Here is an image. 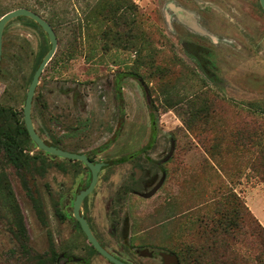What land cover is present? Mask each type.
Listing matches in <instances>:
<instances>
[{"label": "rangeland", "instance_id": "obj_1", "mask_svg": "<svg viewBox=\"0 0 264 264\" xmlns=\"http://www.w3.org/2000/svg\"><path fill=\"white\" fill-rule=\"evenodd\" d=\"M94 1L71 0L69 9L74 16L82 14ZM132 1L150 37L154 64L160 65L161 72L154 73L149 66L138 65L135 52L103 51V42L90 50L88 43L71 41L57 29V53L42 74L32 117L39 133L46 128L70 151L89 154L97 162L124 160L99 174V182L86 205L87 213L110 248L120 249L123 245L122 240L117 245L109 232L111 212L116 209L131 217L135 235L147 230L146 234L157 242L164 238L166 250L180 254L188 245L214 238L212 231L222 219L223 201L233 192L246 201L245 191L259 186L257 206L264 220L260 166L254 152L233 143L236 136L264 140V14L262 53H258V48L243 46L240 40L222 36L216 46L207 41L199 43L208 51L203 52L190 44L198 43L191 34L182 37L168 29L163 17L167 0ZM49 45L43 30L25 19L12 22L4 34L0 105L12 108L19 117L24 118L25 97L39 54ZM207 60L213 61V67ZM207 66L214 77L204 74L202 68ZM136 72L141 77L129 75ZM122 75L127 76L120 81ZM119 87L123 104L116 98ZM172 96L176 104L168 108ZM190 106H195L196 112L201 110V114L194 118ZM215 142L221 143L222 151L213 158L205 146ZM172 150L173 156L164 162ZM39 151L33 143L28 153L35 156ZM133 155L137 160L131 161ZM45 160L48 166L42 172L20 173L0 151L4 166L0 171L11 182L30 238L24 246L3 200L5 194H1L0 264H41L36 255L49 256L51 247L58 252L60 244L73 231L74 221L59 222L53 204L61 196L69 195L66 210L71 215L72 200L91 179L90 173L79 162L52 156H46ZM136 163L155 171L160 179L164 171L166 181L148 199L132 193L121 196L120 206L113 201L117 200V191L121 192L132 181ZM157 163L161 164L159 169ZM33 199L43 207L45 225ZM241 222L245 234L237 232L236 243H231L238 253L240 249L242 256L253 259L244 258V262L237 264H255L260 241L251 237L255 228L248 217L244 216ZM78 239L89 248L83 237ZM126 243L136 246L139 240L134 237ZM90 257L93 264H109L95 252Z\"/></svg>", "mask_w": 264, "mask_h": 264}, {"label": "trees", "instance_id": "obj_2", "mask_svg": "<svg viewBox=\"0 0 264 264\" xmlns=\"http://www.w3.org/2000/svg\"><path fill=\"white\" fill-rule=\"evenodd\" d=\"M70 5L71 0H0V20L5 14L13 10L27 8L45 18L52 25L54 30L60 29L64 32V35L71 41L81 43V45L88 43L90 50L94 48L97 49L98 42H103L101 48L103 51L118 49L135 52L137 54L136 62L138 65L149 66L154 73L159 74L161 72L160 65L155 66L154 64V56L150 52L152 45L149 40L150 37L146 35L143 24L137 17L138 7L134 1L95 0L93 3L87 5L82 14H77L75 16L72 15L69 9ZM20 19H25L31 25L39 28L34 21L28 18L22 17L17 20ZM49 48H43L42 52L39 54L31 75L30 83L43 57L49 51ZM129 75L141 77L138 72L130 73ZM175 104V99L173 98V101L168 102V108H173ZM194 108L195 106H190V112H192L195 118L199 116L202 111L197 109L196 112L193 110ZM19 116L20 115L12 108L0 105V151L3 152L6 161L20 173H28L35 170L42 172L48 166L45 157L51 155L43 151H39V155L35 156H31L28 153L33 141L27 131L24 118ZM189 127L193 129L191 124H189ZM43 132L46 134L48 133L49 137L46 139V142L49 145L62 148L63 142L58 137L53 136L51 131H46L45 128ZM233 143L236 146L240 144L244 150H248L250 153L254 152L256 163L260 166L259 172L261 181L264 183V140L254 139L252 136L240 139V137L236 136V140ZM220 144L219 142H215L211 146H205V151L213 158H216L222 151ZM39 161L41 163L37 166ZM0 168L4 169L1 161ZM3 193L5 194L3 200L7 203V207L12 215L13 226L20 234L23 245L26 246L30 238L23 213L16 200L8 176L3 171H0V197L1 194L4 196ZM33 202L37 214L40 217V221L45 225L46 222L44 221L45 219H43V207L41 203L36 199H33ZM241 206L242 210L240 208ZM222 207L224 209H222L220 213L222 219L217 222V226H215L212 231L214 238H205V241L197 245L193 244L186 246L180 254L178 253L180 263L237 264L239 261L244 262V258H252L251 256H242L240 249L238 253V250L235 249V244L231 243V241L236 243L238 233H240L241 236L245 234L242 232L246 228L242 223L243 221L240 223V220L246 216L249 222L252 223L251 226L255 228V230L252 229L251 231L253 234L251 237L255 238V241H260L258 246L261 250L257 257H254V259H256L254 260L255 264H264V226L255 218L246 202L235 192L227 195L226 200L223 201ZM56 209L61 208L56 206ZM249 228L251 227L249 226ZM239 242L243 243L244 241L243 239H239ZM94 251L97 252L95 249ZM47 255L49 256L38 254L36 255V260L40 261L41 264H56V254L51 257L48 252Z\"/></svg>", "mask_w": 264, "mask_h": 264}, {"label": "flooded vegetation", "instance_id": "obj_3", "mask_svg": "<svg viewBox=\"0 0 264 264\" xmlns=\"http://www.w3.org/2000/svg\"><path fill=\"white\" fill-rule=\"evenodd\" d=\"M164 7L165 8L163 11V17L168 29L172 33H175L178 36H182V37L184 34L186 35L191 34L192 37L198 43L195 44L192 42L190 44L193 45L194 47L196 46L197 48H199L200 51L203 50V52H208L205 51L204 46H202L203 41H207L216 46L220 44L219 38H221L222 36L237 41L240 40L243 46L255 48V49L258 48L259 49L258 53H262L261 50L262 31H263L262 15L264 14V0H167ZM39 29L42 30L40 26ZM199 43L202 45H200ZM50 49H51V44L49 50ZM197 58L198 61H201L199 55H197ZM207 63L211 65V67H213L214 64L213 61L207 60ZM202 70L204 71V74L214 77L212 73V69H210L209 66L203 67ZM126 76L127 75H122V77H120V81L125 79ZM27 93L25 97V102L27 98ZM35 97L33 100V106H34ZM116 98L118 99V102H122L123 104L124 98L122 95L121 87L117 89ZM32 114H33V109H32ZM152 124L153 126H156L157 122L153 121ZM39 131L40 133L38 131L37 132L45 140L49 137L48 134L43 132V130H39ZM49 146H54V145H49ZM62 148L63 150L70 151L64 145V143H62ZM145 149L146 148L144 147L143 152H145L144 151ZM70 152L80 153L76 151H70ZM81 154H85V153H81ZM173 154H174V150H172L170 155L164 159V162H168L169 159L173 156ZM85 155H87L88 158L94 164L97 163L104 164L100 173H102L104 170L110 167L120 164V162H124L123 159L118 161L97 162L89 154H85ZM142 155H144L147 161H150V158L146 156V153H143ZM130 159L131 161H135L137 160V157L136 155H133L130 157ZM70 162H74V161H70ZM79 163L83 164L82 162ZM83 165L85 166L86 170L89 171L91 179H89V181L86 184H84L81 187V189H78L74 197V200H72L73 211L71 215L66 210L68 203H70L68 199L69 195L68 197H66L67 195L61 196V198L57 202H54L55 204H53L55 205L54 206L55 208L53 210L54 215L56 216L59 222H62L63 224L65 223L72 224V221H74L73 231L72 233H70L67 241L64 244H60L59 251L57 252L54 248L52 249V247L49 250L51 257H53V255L56 254V264H93L91 262L92 260L90 255L91 252H95L94 251L95 248L89 242L87 236L85 235L82 229L80 222L76 219L74 215V201L77 195L81 190L87 189L92 181V173L90 169L85 164ZM155 165L157 166V169H159L161 164L157 163ZM132 177H133L132 181L129 184L125 185L122 188L121 192L119 190L117 191L118 194L117 200L115 199L116 201H113L114 203L121 206V204L123 203L121 196H125L130 193L138 197L147 198V199L150 198L149 195L151 193L155 191L157 192L160 191V189L164 186L167 175L163 171L162 177L160 179L158 173L150 169H145L140 166V163H136V166H134V173ZM99 179H100V175L98 176V182ZM90 195L85 199L83 203V207L81 209V213L84 214V218L87 220L92 232L98 239L101 246L105 248L115 258L126 264H165V258L163 257V255L169 254L172 256H176L178 258L179 264H181L180 258L178 257L177 253L165 249L163 242L164 238H162L161 242H157L155 238H151L149 234H146L145 231L147 230L139 232L137 235H135L133 232V230H135L134 223L132 222L130 216L123 214L124 213L123 210L117 212L116 209H114L111 212L112 217H111V224L109 230L112 237H114L115 243L120 246L119 240H122L123 245L120 246V249L110 248L104 240V235L101 234L97 225L95 224V222H93V220L87 213L86 205ZM65 201L68 202L65 203ZM56 206L61 209H56ZM78 237L79 238L83 237L89 243V248L86 247L84 244H81ZM134 237L138 238L139 240L138 245L134 246L132 244L126 243L129 239H132ZM95 253L101 255L98 251ZM102 257L109 264H114L108 259H106L104 256ZM147 260H152L154 262L146 263ZM176 260L177 259L175 258L170 259L171 264H176Z\"/></svg>", "mask_w": 264, "mask_h": 264}, {"label": "water", "instance_id": "obj_4", "mask_svg": "<svg viewBox=\"0 0 264 264\" xmlns=\"http://www.w3.org/2000/svg\"><path fill=\"white\" fill-rule=\"evenodd\" d=\"M21 17L28 18L34 21L36 24H38L42 28V30L47 34L50 44H51V49L44 56L41 64L36 70L33 76V79L31 81V84L29 86L28 93H27V98H26L25 107H24V119H25V124H26L27 131L29 133V136L40 151H43L49 155L63 158L66 160H70L74 162H82L90 169L92 173V181L87 189L81 190L79 194L77 195L74 201V215L76 219L80 222L82 229L85 235L87 236L89 242L94 246V248L102 256H104L106 259H108L114 264H126L118 260L117 258H115L112 254H110L105 248L101 246L98 239L92 232L87 220L84 218V214L81 213V209L83 207V203L85 199L90 194H92V192L96 188V185L98 183V176L104 164H101V163L94 164L85 154L74 153V152L66 151V150H63V149H60L54 146H49L46 143V140L37 132L36 127L33 122V118H32L33 100L36 95L37 88L40 84L42 74L44 73L49 63L53 60L54 56L56 55L57 49H58V36L54 28L52 27V25L45 18H43L38 13L30 9H27V8H19V9L13 10L5 14L1 18L0 20V71H1V63H2V57H3V39H4L5 29L11 22ZM156 192L157 191L151 193L149 197L154 196ZM163 257L165 258V264H171L170 259H174V258L177 259L176 264H179L178 258L176 256L165 254L163 255Z\"/></svg>", "mask_w": 264, "mask_h": 264}, {"label": "crops", "instance_id": "obj_5", "mask_svg": "<svg viewBox=\"0 0 264 264\" xmlns=\"http://www.w3.org/2000/svg\"><path fill=\"white\" fill-rule=\"evenodd\" d=\"M258 187L247 189L244 193V198L247 206L249 207L250 211L253 213L255 218L264 226V220L262 218V213L258 210L257 206V190Z\"/></svg>", "mask_w": 264, "mask_h": 264}]
</instances>
